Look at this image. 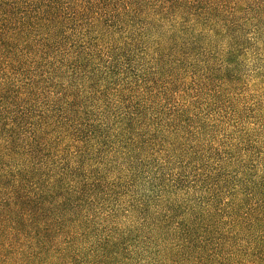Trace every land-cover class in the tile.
<instances>
[{
    "label": "trees",
    "instance_id": "trees-1",
    "mask_svg": "<svg viewBox=\"0 0 264 264\" xmlns=\"http://www.w3.org/2000/svg\"><path fill=\"white\" fill-rule=\"evenodd\" d=\"M0 264H264V0H0Z\"/></svg>",
    "mask_w": 264,
    "mask_h": 264
}]
</instances>
